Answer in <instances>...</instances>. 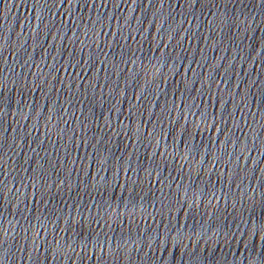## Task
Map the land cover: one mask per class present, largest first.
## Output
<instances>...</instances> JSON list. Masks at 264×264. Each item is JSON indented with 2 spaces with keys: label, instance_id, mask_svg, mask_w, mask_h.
I'll return each mask as SVG.
<instances>
[{
  "label": "snow or ice",
  "instance_id": "1",
  "mask_svg": "<svg viewBox=\"0 0 264 264\" xmlns=\"http://www.w3.org/2000/svg\"><path fill=\"white\" fill-rule=\"evenodd\" d=\"M258 230L259 231H264V225L259 226Z\"/></svg>",
  "mask_w": 264,
  "mask_h": 264
}]
</instances>
